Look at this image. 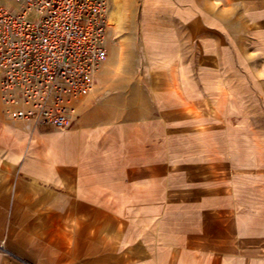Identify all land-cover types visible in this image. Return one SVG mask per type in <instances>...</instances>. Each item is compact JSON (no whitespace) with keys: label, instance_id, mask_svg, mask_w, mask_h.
<instances>
[{"label":"crops","instance_id":"1","mask_svg":"<svg viewBox=\"0 0 264 264\" xmlns=\"http://www.w3.org/2000/svg\"><path fill=\"white\" fill-rule=\"evenodd\" d=\"M107 4L108 57L94 92L71 100L66 128L30 134L11 119L0 74V264H264L205 258L203 230L182 210L184 190L199 186L173 165L187 137L173 111L190 93L237 76L240 61L251 81L264 76L248 54L260 46L264 64V0Z\"/></svg>","mask_w":264,"mask_h":264},{"label":"rangeland","instance_id":"2","mask_svg":"<svg viewBox=\"0 0 264 264\" xmlns=\"http://www.w3.org/2000/svg\"><path fill=\"white\" fill-rule=\"evenodd\" d=\"M116 23V17L109 18V26ZM251 49L252 68L264 70L260 46ZM123 63L125 69L148 68L142 61ZM243 66L238 62L237 76L217 78L214 90L190 93L173 111L186 122L187 135L174 142L173 165L188 170L191 183L199 186L184 190L182 210L190 227L203 230L205 258L221 262L264 260V76L251 81L239 70ZM221 68H228V59Z\"/></svg>","mask_w":264,"mask_h":264},{"label":"built area","instance_id":"3","mask_svg":"<svg viewBox=\"0 0 264 264\" xmlns=\"http://www.w3.org/2000/svg\"><path fill=\"white\" fill-rule=\"evenodd\" d=\"M107 0L0 4L1 92L7 115L35 130L70 124V102L94 92L108 57ZM3 247V243H0Z\"/></svg>","mask_w":264,"mask_h":264}]
</instances>
